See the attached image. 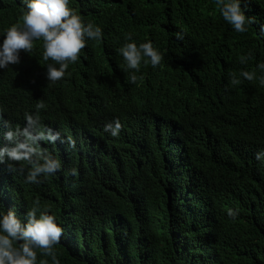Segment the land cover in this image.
<instances>
[{"label":"trees","instance_id":"1","mask_svg":"<svg viewBox=\"0 0 264 264\" xmlns=\"http://www.w3.org/2000/svg\"><path fill=\"white\" fill-rule=\"evenodd\" d=\"M69 6L103 38L87 41L51 86L42 41L32 54L22 50L19 64L0 69V111L22 126L23 113L43 100L42 122L71 135L76 148L42 141L62 168L36 184L0 164V208L25 220L39 198L64 230L60 264H264V161L256 159L264 150V0H243L253 21L244 33L214 0ZM23 8V0H0V31ZM128 32L164 53L157 68L141 63L135 84L115 51ZM245 70L256 78L232 86L229 73ZM117 118L113 137L104 125ZM5 131L0 123V145Z\"/></svg>","mask_w":264,"mask_h":264},{"label":"clouds","instance_id":"2","mask_svg":"<svg viewBox=\"0 0 264 264\" xmlns=\"http://www.w3.org/2000/svg\"><path fill=\"white\" fill-rule=\"evenodd\" d=\"M223 19L234 31L244 33L252 18L242 7L243 0H214ZM23 11L16 23L0 31V69L19 64L21 51L32 54L36 41H42V58L47 67L48 86L62 80L70 64L80 57L87 41H99L103 38L102 28L92 21L85 22L81 15L71 8L70 0H23ZM177 39H183L181 32ZM125 42L115 49L123 58L122 69L133 70L129 83L135 84L141 63L157 68L161 65L164 53L154 46L151 40L137 44L132 33L125 34ZM251 53L240 57L246 63ZM264 73V63L258 66ZM232 86L241 83L240 77L248 81L256 78L255 70L229 73ZM264 85V74L259 77ZM47 105L40 100L34 105V111L23 113V125H13L5 120L0 111V123L6 128L3 133L6 144L0 145V164L7 163L8 171L24 177L26 183H40L41 178L55 175L61 170V161L41 142L55 146L57 142L68 149L76 148V140L71 136H62L60 131L42 122L41 110ZM121 122L117 118L104 125V131L117 137L121 131ZM256 159L264 161V150L256 153ZM75 169L72 170L75 173ZM229 217L235 218L238 210L227 209ZM63 227L47 206H41L39 198L32 201L26 212L25 220L17 215L15 208L6 211L0 208V264H49L48 260L38 261V253L50 258L51 264H60L55 246L61 242Z\"/></svg>","mask_w":264,"mask_h":264}]
</instances>
